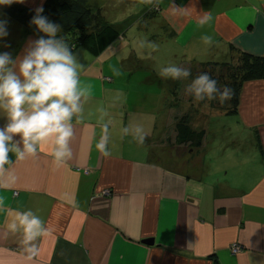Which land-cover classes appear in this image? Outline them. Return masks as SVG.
<instances>
[{"label":"crops","instance_id":"1","mask_svg":"<svg viewBox=\"0 0 264 264\" xmlns=\"http://www.w3.org/2000/svg\"><path fill=\"white\" fill-rule=\"evenodd\" d=\"M43 1L21 4L34 11ZM87 3L120 35L98 55L83 47L70 51L82 86L91 88L72 120L71 159L57 165L51 142L22 160L9 153L12 171L0 173V264H264V79L242 85L236 112L213 108L206 97L194 120L188 109L196 100L180 102L172 79L167 101V80L145 65L147 57L134 42L142 32L148 42L147 34L170 43L174 48L166 57L178 67L225 61L238 51L264 57V0ZM175 6L188 12L173 14ZM204 12L213 20L200 26L196 21ZM14 26L16 58L39 37ZM131 29L138 33L130 35ZM204 34L214 43L205 45ZM182 115L205 131L201 146L176 143L175 118ZM227 115L231 126L219 121ZM6 122L0 115V127ZM102 136L107 156L95 147ZM12 210H31L47 228L34 241L35 257L24 251L22 234L7 229ZM148 238L150 245L142 242ZM233 245L238 253L231 252Z\"/></svg>","mask_w":264,"mask_h":264},{"label":"clouds","instance_id":"2","mask_svg":"<svg viewBox=\"0 0 264 264\" xmlns=\"http://www.w3.org/2000/svg\"><path fill=\"white\" fill-rule=\"evenodd\" d=\"M24 0H0V6L23 3ZM42 6L34 9L30 25H35L40 36L32 41L22 57L13 58L10 52H0V115L7 117V122L0 127V173H10L14 163L9 153L18 160L26 156H35L40 148L51 142V156L57 165H62L72 157L69 142L74 136L72 120L82 112L83 100L91 94L90 86H82L79 79V65L68 45L57 39L60 26L41 15ZM173 14H186L184 7L175 6ZM213 17L210 13H202L197 23L200 26L210 24ZM9 21L0 11V47H8L4 38L9 35ZM201 40L205 45L214 43L213 36L204 34ZM159 75L165 78L180 79L190 75L187 68L173 65L162 67ZM216 80L210 79L207 73L200 74L192 84V92L197 100L207 97L213 99L217 92ZM233 91L225 87L220 99L231 100ZM107 131V124L104 125ZM138 143L143 144L145 134L142 128L136 129ZM18 137V138H17ZM103 155H109L107 138L102 136L95 144ZM5 204L0 198V211ZM8 222L7 229L13 233H21L24 251L29 258L39 253L38 244L34 243L42 237L47 228L42 220L31 210L16 211Z\"/></svg>","mask_w":264,"mask_h":264},{"label":"trees","instance_id":"3","mask_svg":"<svg viewBox=\"0 0 264 264\" xmlns=\"http://www.w3.org/2000/svg\"><path fill=\"white\" fill-rule=\"evenodd\" d=\"M42 7L44 11L41 15L60 26L56 38L62 39L68 47L74 43V48L83 47L91 54L98 55L120 35L106 21L102 11L92 9L87 0H44ZM3 13L9 22L21 26L24 33L47 38L46 34L40 33L35 25H30V19L35 14L32 9L21 3H13L7 6ZM190 67V79L195 80L200 74L207 73L210 79L216 80L217 92L213 94L210 106L227 113L236 112L240 91L245 82L264 79V57L240 51L235 57L225 61H200L192 63ZM225 87L231 88L233 95L231 100L222 102L220 93ZM175 119L176 143L192 148L201 146L205 131L193 128L189 117L185 115L176 116Z\"/></svg>","mask_w":264,"mask_h":264},{"label":"rangeland","instance_id":"4","mask_svg":"<svg viewBox=\"0 0 264 264\" xmlns=\"http://www.w3.org/2000/svg\"><path fill=\"white\" fill-rule=\"evenodd\" d=\"M114 6L115 5H112V4L110 5L111 8H113ZM154 7L156 8L155 5H154ZM119 11H120V9L115 11V12L113 10H111L109 14L111 15V17H112V15L114 17L115 15L121 14ZM119 20L122 21L121 18ZM12 23L14 25H17V27L21 28V26H19L15 22H12ZM14 25H12V26L9 25V29H8L9 35L4 38V43H6L8 45V47H0V52L7 51V52H10L12 56H13V53L15 51L16 46H18V43H19V39L17 37L18 33H16V28ZM134 30L131 29V31L129 32L130 35L138 33V31L135 32ZM147 37H149L151 39L150 42L147 41V38H145L144 33L141 32L140 34H136V37L134 39L135 44L139 48L138 52L147 57V60H145V65L146 66L148 65L149 67H155L158 74H159V71L162 67H167V66L173 65V64L176 66V64H175L176 61L173 57H166L167 55L171 54L170 53L171 48H174V46L173 45L171 46L170 43L166 44L165 41L160 42L158 39L150 37L149 34H147ZM176 48H177V46H176ZM183 60H185V59L183 58ZM186 60H187V62H189V58ZM189 66L190 65H186V66L179 65L180 68L182 67V68H187V69L189 68ZM189 72H190V70H189ZM168 78L162 77L163 80H167V81L163 82L165 87H167V89L164 91V97L167 101H171L172 97H173L171 90H173L172 87L174 85V82L172 81V78H170V77H168ZM193 81L194 80L190 79L189 76L186 78H180V79L176 80L177 85H179L178 86L179 87L178 88V96H179L180 102H184L186 99H188L190 97L193 98L194 100H196L194 103L195 106H192V108L190 106L188 109L191 114L194 113V115H192V117H194L193 119L195 120L196 119L195 118L196 117L195 116L196 115L195 109L196 110L199 109V111H200L203 108V106L201 105L202 99L197 100V99H195V97L193 95V92L191 90ZM204 98H206V97H204ZM182 109L177 105V107H176L177 111L176 112L179 113V115H181ZM199 121H200V119H199ZM219 121H221V123H224V124L228 121V123H229L228 126H231L233 119H232L231 115H227V116H221L219 118ZM213 124L216 125V122Z\"/></svg>","mask_w":264,"mask_h":264},{"label":"built area","instance_id":"5","mask_svg":"<svg viewBox=\"0 0 264 264\" xmlns=\"http://www.w3.org/2000/svg\"><path fill=\"white\" fill-rule=\"evenodd\" d=\"M74 47H75L74 43H71L70 46H69L70 49H73ZM103 193L104 194H108V191H104ZM239 251H240V247H238L237 245H233L231 247V252L232 253H238Z\"/></svg>","mask_w":264,"mask_h":264},{"label":"water","instance_id":"6","mask_svg":"<svg viewBox=\"0 0 264 264\" xmlns=\"http://www.w3.org/2000/svg\"><path fill=\"white\" fill-rule=\"evenodd\" d=\"M142 242L144 243V244H152L153 243V240L151 239V238H148V239H143L142 240Z\"/></svg>","mask_w":264,"mask_h":264}]
</instances>
